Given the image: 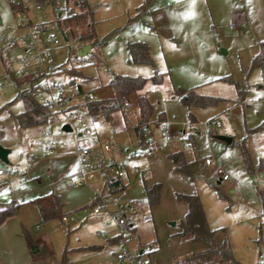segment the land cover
<instances>
[{
	"label": "crops",
	"instance_id": "0c3cea01",
	"mask_svg": "<svg viewBox=\"0 0 264 264\" xmlns=\"http://www.w3.org/2000/svg\"><path fill=\"white\" fill-rule=\"evenodd\" d=\"M84 1L92 11L93 20L96 25L95 19L97 16V9H94L91 1ZM123 1L125 18L122 25H124V27L131 25L133 31L137 32V34H135L128 43L138 42L145 44L148 47L149 54L151 51V45H154L152 44V41L155 38L154 36L159 38L158 42H160V40H173L175 44L182 42V44H186L188 47H192V43H194L195 46L196 43L201 41L199 38H202L204 33H206V25L203 19L204 16L201 15L202 11L205 10L206 5L208 7L209 5L212 7V15L220 21V24L222 25L221 27L223 28H229L232 26L236 29L238 25L236 24L237 20L241 21V17L247 16L246 13H239L238 15L237 10L232 3L233 0ZM27 4L28 0H24L23 9L25 12L27 11ZM55 4L58 7L57 11L59 12L56 15V18L61 19L65 15L63 0H50L48 3L42 4L39 7H52ZM98 5H100V3H97L96 7H98ZM36 6L38 7V5ZM146 18L147 20H145ZM98 19L100 18L98 17ZM42 24L52 27L51 22H45ZM145 26H147L148 29L145 28ZM75 29L76 31H79V28ZM21 31L23 32L24 29L21 28ZM58 31L62 32L66 38L65 41L63 40L64 44L67 45L72 42L66 37L63 30ZM144 32H150L153 37ZM202 41H204V37ZM97 42L98 40L96 38V40L89 44H92L93 48L99 46ZM77 45H79L78 50L85 46L80 44ZM224 54H226V51ZM88 56L85 57L89 58ZM253 57L254 54H250L247 60H241V66L247 65ZM80 58L84 57H79V64ZM188 62L189 61H182L180 63L173 62L170 66L172 67V72L174 71V78L172 77L173 74L170 70L166 71V74H163L162 76L161 83L158 86L154 85V92L162 93L161 90H164L171 93L173 89L180 88L183 90H193L198 95L217 97L220 98L221 101L213 107H207L212 109L202 121L198 120V118L201 117V113L197 110L200 108L187 110L184 107V114V112L181 111L180 106H176L174 104L173 107L178 110L177 114H175L174 108L169 107L166 104L154 107L152 117L149 120L152 124L150 128V136H143L146 142H148V138H152L157 146L166 147L168 157L172 158L174 163V171L178 172L175 170L177 158H180L183 163L188 166L190 173L189 176L179 172L187 177V181L177 177L178 180L183 182L185 185L184 188L179 190H175L174 188L173 190V188H170L168 185V181H166L165 178L159 174V172L154 171L153 169L149 171L150 166L144 173V176L133 171V167L142 168L145 162L148 163V165L150 163L158 167L159 157L157 152L150 153L148 143L144 144L143 141L141 142V140H138L132 129L135 125L125 124L126 122H124L122 117L123 114L120 109L119 112L112 114L111 121H107L111 124L113 134L123 133V131L132 133L138 145L145 150L142 152L146 153V155L143 158H136L134 157L136 153H128L126 151H122L120 148H117V150L116 148L114 149L116 150L114 154L115 158H119L121 160L126 159L124 165L125 173L116 188L111 191L107 189L104 190V200L105 197L113 194H121V196L124 197L129 186L131 175H139L141 177L145 203V189L151 188L155 184L160 185L159 203L152 208L147 206L150 210L155 209L160 206V204L162 206L165 190H168L167 194L169 200H173L174 198L177 202L181 203L183 201L177 200L176 194H197L208 226L217 231L215 234L216 242L220 243L224 238H226L233 257L240 264H264V129L251 131L264 121V82L262 81L258 88H254L252 86L248 88L241 102L237 103V93L234 94V96H227L228 91L225 87V83L228 82L220 80L223 77H229V75L231 76V74H228V72H226L223 68H212V70L208 72L190 71L188 73H183L185 66L181 67L179 64L185 65V63L187 64ZM93 63L94 60L92 59L91 64ZM58 74L59 73H54L51 76L52 82H55L53 79H55ZM146 86L147 84H145L140 93L145 94L147 100L153 104V99L151 96L149 97L146 91ZM225 91L227 94H224ZM75 93H78L77 87L69 84L67 94L72 95ZM103 93H105L104 96H101L99 100L95 101L109 100L113 97V93L110 90ZM160 100L161 103H165V96L162 95ZM227 100L230 101V106L226 105L221 107L220 104ZM158 113H162L163 122L157 121L156 116ZM186 113L187 115L190 113L192 121L194 122L190 123ZM222 113L224 114L222 118L225 119V121L218 132H216L214 128L209 129L203 126L202 128H197L199 123H202L203 125L206 121L211 119L219 121ZM168 114H174V119H176V121H168L167 119H173L168 118ZM117 116L119 122L116 119ZM9 118H11V121L7 120L0 122V145L9 150V154L7 155L8 165L11 153L10 148L14 144L17 145L20 148L18 158L23 159V164L21 165V168H13L11 172L7 170L10 174L9 178L5 183L0 184V210H3L5 206L11 202L19 205L16 215L8 218L0 225V230L3 231L2 234L7 235L10 238L9 242L6 239L3 241V244L1 243L0 264H31L35 261L32 255L34 256L37 250L34 249L35 252L33 250L31 254L28 251L27 244L25 246L21 239L15 238V234L19 232L16 217H18L21 207L27 204H33L32 201L36 198L54 193L61 199V213L63 215L64 213L77 208L83 207V209H86L90 207L92 202H94L93 190L95 185L91 184L88 187L75 189L67 188V183L75 177L78 170L77 158L73 152L76 147L79 146V141H82V143L84 142L82 138L76 140L72 129L71 133L73 142L66 137L58 135L57 137L59 138L60 145L51 147L50 142L52 140H50V142L47 141V143L43 144V149H41L40 146H34L33 143L30 142L31 139L29 140V132L20 128L11 115ZM86 120H89V118L84 114L82 127L88 129L85 123ZM116 121L118 124H116ZM64 125L66 124L62 122V126ZM191 125H194V128H191ZM41 127L45 128L46 126ZM36 128L39 132L40 127ZM81 129V127L76 128L78 137L80 136ZM49 134L50 138H52L53 135L51 133ZM90 135L91 137L93 136L91 133ZM218 136L229 138V143L219 140L217 138ZM42 137L50 139L48 137ZM95 139L97 138L95 137ZM204 141L206 142V149L204 150L205 152L203 151V153H205L203 156V162H201L196 168L193 166L192 170L191 164L196 161V156L202 152L200 144H203ZM70 143H72L73 146H71ZM184 146H187V148H183ZM94 151L95 149H92V152ZM40 152H42L41 156ZM244 152L249 158L251 165L250 169L245 167L243 157ZM205 159H210L212 164L206 165ZM1 163L2 162H0V164ZM128 164L131 168L129 171V168L127 169ZM0 167L3 168L1 165ZM218 168L228 175L229 178L227 180L224 181L216 175L215 171ZM17 173H20L21 176L17 175L19 180L14 186L12 185V181L10 179ZM149 175L150 178L148 181H144L143 178L145 176L148 177ZM23 178H26V182L24 183L21 182ZM62 184L64 185L61 186ZM171 195H173V198ZM170 202L172 204V201ZM126 203L129 209L134 206V203L128 199ZM173 207L175 210L174 212L169 213L168 219L173 220L174 223L172 226H177L178 230L170 232L160 226L162 227L161 231L165 233L164 237L167 239L169 245L167 250L170 254L167 255L165 259L170 264H182V261L186 256L203 251L209 246L204 242L191 243L187 241L186 238L179 236V223L183 221L187 213V206L183 202V205L176 206L174 203ZM120 212L122 213V207H120ZM103 216H105V219L103 218V221L105 222L107 220V216ZM63 218H65V215ZM66 222V220L62 221L61 225H64ZM128 228L130 237H132L133 234H137L136 228L132 224H129ZM117 233V229L107 236L103 233L104 236L102 237L105 238L104 245L98 246V249H95L94 246H84L80 249H84L85 251L93 249L96 253L100 254L107 245L118 244ZM146 237L147 235H142L144 240L147 239ZM150 239V241L146 240L147 242H143V240L137 236L136 243L133 245L132 249H129L138 257L149 258L150 264H160L158 258V237L154 234L151 235ZM32 243L34 246L42 245L40 243ZM145 243L147 247L144 246ZM43 249L44 247L42 245L40 256L43 255L42 257H45L48 254H45L44 256L45 252ZM40 256L38 255V257ZM89 261L90 256L84 254L82 260H79L77 263L83 264L88 263ZM106 263L108 262H105L104 264ZM115 264H119L117 260Z\"/></svg>",
	"mask_w": 264,
	"mask_h": 264
},
{
	"label": "rangeland",
	"instance_id": "374dc122",
	"mask_svg": "<svg viewBox=\"0 0 264 264\" xmlns=\"http://www.w3.org/2000/svg\"><path fill=\"white\" fill-rule=\"evenodd\" d=\"M89 1H91L94 9H97V16L95 19L96 25L94 28L95 37L98 42L104 43L92 48L90 52L91 54L88 57L93 59L94 63L83 67L79 64V57L77 56L79 45H77V43L70 42L67 45L62 43L59 48L55 49L53 54L56 66L62 65L64 69L73 68L82 74L81 78L58 74V76L53 79L57 84L69 85L70 81H72V86L75 87L79 85L83 91L94 93L95 99L99 100L101 96H104L105 93L103 92L109 90L107 83L110 79L111 73L149 79L154 71L162 74H166V71L169 70L172 72V67L170 65L173 62L180 63L182 61H189L190 63H185V65L179 64L181 67L185 66L183 73H188L190 71L208 72L212 70V68H223L228 74H231L229 77L233 81L242 84V86L246 87V90L251 86L258 88V86L261 85L262 78L259 70H251L250 62H248L247 65L241 66V60H247L250 54H254L255 56L258 52V43L264 40L262 39L264 38V0L232 1L238 15L239 13H246L247 15L246 17H241V21L237 20L236 24L238 25L236 29L232 26L229 28L221 27L222 25L220 24V21H218V19L211 13V10H213L211 9L212 7L206 5L205 10L203 9L204 11H202L201 14L204 16L203 19L206 25V33H204L203 36L204 41H202L203 37H200L199 40L201 39V41L196 43L195 46L194 43H192L193 46L188 47V45L182 44V42L175 44L173 40H160V42H158L159 38L154 36L155 38L152 41V44L154 45H151V51L149 54L151 64H134L129 59V55L126 51V44L130 42L137 32L133 31L131 25L125 27L122 25L125 18L123 7L124 1ZM97 3H100L98 7H96ZM26 7V14L31 24L37 25L51 22L52 27L59 30L58 26H56V22L53 21L56 20V15L59 13L56 4L52 7H37L34 2L28 1ZM12 8L13 6L9 5L6 0H0V122L7 120L11 121V118H9L11 114H18L23 111V105L20 102L15 101L11 103L17 93V87L14 83V80L16 79L14 55L19 49L15 46L13 48H7L5 40L9 38L16 39L22 34L21 28L18 26L16 20L15 11L13 12ZM18 8L19 7L16 9ZM98 17L100 19H98ZM145 20H147V18ZM145 28H147V26H145ZM144 33L153 37L150 32ZM222 50L226 51V54H221ZM67 60H69V63L66 62ZM5 67L11 71L13 77H10L9 74L6 73ZM172 74V77L174 78V71ZM146 84V91L149 97L151 96L153 99L154 107L166 104L169 107L174 108L173 105L175 104L176 106H180L181 111H185L184 106L178 101V99L172 97L169 92L161 90L162 93H155L153 90L154 85H152L150 80H147ZM225 85L228 91L227 96H234V94H236L234 86L229 82L225 83ZM21 89L24 88L21 87ZM227 93L225 91L224 94ZM162 95L166 98L165 103H161L160 99ZM127 104L131 105L129 113L127 114L128 117L124 115H122V117L124 122L125 118L130 119L131 123H125L126 125H134L137 121L135 118L134 97H130ZM220 105L221 107L226 105L230 106V101L227 100ZM211 109L212 108L198 109L197 111H200L201 113V117L198 118V120H204ZM177 111L178 110L174 108L175 114H177ZM223 115V113L220 115V128L225 121V119L222 118ZM186 116H188L187 113ZM174 117V114H168V118L173 119L167 120L174 122L176 121ZM116 119L118 121V116ZM117 121L116 124L119 122ZM85 123L90 133L93 134V138L96 137L99 140H109L116 150L117 148H120L122 151L128 153L145 151L138 145L132 133L123 131V133L113 134L111 124L102 118L93 121L86 120ZM151 125L152 124L150 123V127ZM202 126V123H199L197 128H202ZM61 127V121L45 127L46 130L53 135L50 139L43 138L37 131L36 127L25 128L23 130L29 132V140L31 139L30 142H32L34 146L38 145L43 149V144L47 143V141L50 142V140H54L59 142L58 135L66 137L72 141V133H63ZM220 128L214 129L218 132ZM78 143L79 145L83 144L82 141H79ZM70 144L73 146L72 143ZM200 146L202 147V152L196 156L197 159L191 164V168L193 166L196 168L201 162H203V156L205 154L203 151L206 149V142L204 141ZM162 148L163 149L156 151L159 157L158 167L149 163V171L153 169L154 171L159 172V174L168 181V185L170 188H173V190L174 188L175 190L184 188L185 185L178 180L177 177H180L184 181H187V177L174 171L172 158L168 157L166 147L162 146ZM10 150L9 165H4L2 163L0 165L11 172L15 167L21 168L23 159L18 158L20 148L17 145L14 144ZM116 150H114V154ZM41 154L42 152H40V156ZM127 169L128 171L131 169L129 164L127 165ZM17 175H20V173H17L10 179L14 186L19 180ZM145 177L143 179L147 182L150 175L146 178ZM167 192L168 190H165L162 206L160 204V206L150 210L145 203L141 177L139 175H131L129 186L124 197H122L121 194H113L105 197L106 203H110L114 198L119 199V210L120 207H122L121 215H123L126 224H132L136 228L137 234H133L128 240V247L130 249H132L133 245L136 243L137 236H139L143 242L150 241L151 235L155 234L158 237V258L160 264H170L165 259V257L170 254L167 250L169 245L167 239L164 237L165 233L161 231V228L164 227L166 231L170 232L178 230L177 226H172L174 222L173 220H169L168 216L169 213L174 212L175 210L173 207L174 203L175 206L183 205V202H177L173 198V195H171L173 200H169ZM127 199L134 203V206L131 209L127 206ZM170 201H172V204ZM111 211L117 212L118 208H113ZM64 215L67 221L64 225H61L57 220L43 222L33 204H27L21 207L18 217H16L19 232L15 234L16 237H14L21 239L25 246L26 238L31 242L40 243L44 247V256L45 254H48L45 257L39 255L40 257L31 264H59L62 261L64 264H78L77 262L82 260L84 254L90 256V261L83 264H104L109 261L115 264L116 254L120 250L118 244L107 245L100 254L96 253L93 249L88 251L80 249L84 246H94L95 249H98V246L104 245L105 238L102 237V234L104 233L107 236L115 231V226L105 231L102 229L105 216L93 214L92 207L86 209H83V207L77 208L64 213ZM2 233L3 231L0 230V246L6 239L8 242L10 241L9 236L3 235ZM143 234L147 235V241L142 238ZM144 246L147 247L146 243Z\"/></svg>",
	"mask_w": 264,
	"mask_h": 264
},
{
	"label": "trees",
	"instance_id": "16d2710c",
	"mask_svg": "<svg viewBox=\"0 0 264 264\" xmlns=\"http://www.w3.org/2000/svg\"><path fill=\"white\" fill-rule=\"evenodd\" d=\"M35 5H42L48 3L50 0H32ZM65 15L63 18H56V26L59 30H63L66 37L74 43L86 45L96 40L92 11L84 0H63ZM15 7L12 11H16ZM75 13V16H72ZM45 26H48L44 24ZM75 28H79L76 31ZM104 42H97L98 45ZM126 51L129 59L134 64H151L148 47L143 43L131 42L126 44ZM66 62L69 63V60ZM250 69H258L261 74L262 81L264 82V40L258 43V52L250 61ZM6 73L13 77L11 71L5 67ZM55 73L65 74L69 77H82V74L76 69H64L62 65L56 67ZM163 74L154 72L149 78L131 77L127 75H119L111 73L110 79L107 83L108 89L113 93V97L109 100L94 101L85 106V116L93 121L97 118H102L105 121H111L112 114L119 112L130 97L135 100V118L136 124L132 128L138 140L147 142L143 138L141 126L145 123H150L154 106L148 100L145 94L140 92L143 90L147 80H150L152 85L158 86L161 83ZM220 80L232 84L237 93L236 102H241L246 93V87L242 86L230 77H223ZM28 76L16 78L14 83L17 87V93L11 103L18 101L23 105V111L18 114H11L12 118L16 121L20 128L41 127L53 124L59 120V117L49 112L42 104H40L35 96L36 87L32 85ZM72 85V81H70ZM23 87L24 89H21ZM78 93L83 92L79 85L76 86ZM172 97L187 109L213 107L217 105L221 99L211 96H203L196 94L193 90H183L180 88L173 89L170 93ZM9 103V104H11ZM157 121L163 122L162 113L157 114ZM190 123L192 116L188 113ZM164 126V125H162ZM264 129V121L251 131H259ZM245 167L250 169V161L247 154H243ZM175 170L189 176L188 166L183 163L180 158H177ZM160 185L155 184L151 188L145 189L146 203L149 208L159 203ZM176 199L183 201L187 206V213L179 223V236L186 238L191 243L204 242L209 247L203 251L186 256L182 264H240L232 255L229 243L226 238L222 242L217 243L215 240L216 230L211 229L205 219V214L201 206L197 194L183 195L176 194ZM60 197L54 193H50L44 197L36 198L32 203L37 208L40 218L43 222L50 220H57L60 224L64 215L61 213ZM95 203L92 202L91 205ZM90 205V207H91ZM19 205L8 203L3 210H0V225L5 220L16 215ZM28 251L32 254L33 250H37L36 254L32 257L36 260L38 255H41V246H34L33 243L26 238ZM38 259V258H37ZM60 264H64L63 262Z\"/></svg>",
	"mask_w": 264,
	"mask_h": 264
},
{
	"label": "built area",
	"instance_id": "2783aa9c",
	"mask_svg": "<svg viewBox=\"0 0 264 264\" xmlns=\"http://www.w3.org/2000/svg\"><path fill=\"white\" fill-rule=\"evenodd\" d=\"M13 7H20L15 11L18 26L24 31L16 39H6L7 48L14 46L19 49L14 55L16 65L15 75L17 78L28 76L32 81V85L36 87L35 96L37 101L42 104L49 112L56 114L59 117L58 121L69 125L75 135L76 140L82 138L83 144L76 147L73 154L77 158L78 170L73 179L67 183V188L75 189L80 187H88L94 184V205H92V213L96 215H106L107 220L103 223L102 229L108 230L113 226L116 227L117 243L120 250L116 254V260L119 264H150V260L144 257H138L133 254L128 247L130 238L129 228L126 221L119 210V199L114 198L110 203L104 200L105 192L116 188L119 182L124 177L125 160L115 158L114 147L108 140L99 141L91 137L87 128L82 127L83 115L85 106L94 102L95 95L92 92H81L75 94H67L68 85L57 84L51 81V76L56 71V65L53 55V50L59 48L63 43V33L55 30L53 27L45 26L44 24H31L26 12L23 9L24 0H6ZM32 1V0H28ZM39 7V6H38ZM75 16V13H72ZM3 40V39H1ZM68 43V42H66ZM92 63L90 58H80V65L86 66ZM129 104H125L121 108L124 116L130 110ZM128 123L130 119L125 118ZM129 123V124H130ZM136 122L134 123V125ZM206 128H220V123L216 119H211L203 124ZM82 128L78 137L76 128ZM194 128V125L190 126ZM150 123H145L141 126L143 136H150ZM40 135L50 138L49 132L44 128H39ZM149 150L156 152L162 147L157 146L152 138H148ZM60 145L59 142L52 140L51 147ZM183 148H187L184 146ZM92 149H95L92 152ZM146 153L140 151L135 154L136 158H143ZM206 165H211L210 159H205ZM148 163H144L142 168L133 167L135 173L144 176L148 170ZM216 175L222 180H227L229 177L221 169H216ZM9 172L0 167V184L5 183L9 178ZM22 183L26 182L23 178ZM118 208L117 212H112L111 209ZM66 218H63L65 221ZM104 236V234H102ZM106 264H112L108 262Z\"/></svg>",
	"mask_w": 264,
	"mask_h": 264
},
{
	"label": "water",
	"instance_id": "95a60500",
	"mask_svg": "<svg viewBox=\"0 0 264 264\" xmlns=\"http://www.w3.org/2000/svg\"><path fill=\"white\" fill-rule=\"evenodd\" d=\"M63 40L65 41L66 38L63 36ZM92 48V44H89V45H85L84 47H82L81 49H79L77 51V55L79 57H85V56H88L90 54V50ZM225 51H221V54H224ZM61 131L64 132V133H71V128L69 127V125H64L62 126L61 128ZM219 140H222V141H225L227 143H229V138L227 137H224V136H218L217 137ZM9 154V150L8 149H5L3 148L1 145H0V162H2L3 164L7 165L8 164V159H7V155ZM35 252V250H34Z\"/></svg>",
	"mask_w": 264,
	"mask_h": 264
}]
</instances>
